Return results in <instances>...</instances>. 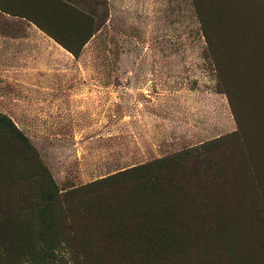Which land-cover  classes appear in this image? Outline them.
Here are the masks:
<instances>
[{
    "label": "rangeland",
    "instance_id": "1",
    "mask_svg": "<svg viewBox=\"0 0 264 264\" xmlns=\"http://www.w3.org/2000/svg\"><path fill=\"white\" fill-rule=\"evenodd\" d=\"M4 1L0 113L25 140L0 130V264H83L66 243L54 251L55 261L39 262L45 245L37 228L34 238L27 228L48 218L29 209L36 206L30 198L76 191L234 131L258 160L256 180L261 177L264 0H66L92 19H49L55 36L79 49L76 56L28 18L8 12ZM211 47L226 69L224 79ZM226 143L228 155L239 153L236 139ZM230 157L226 165L238 169L239 155ZM89 200L91 225L99 210L97 198ZM192 224L195 241L179 251L141 259L108 250L102 264H263L258 219L214 224L219 228ZM87 231L96 252L104 243L89 229L80 235Z\"/></svg>",
    "mask_w": 264,
    "mask_h": 264
},
{
    "label": "trees",
    "instance_id": "2",
    "mask_svg": "<svg viewBox=\"0 0 264 264\" xmlns=\"http://www.w3.org/2000/svg\"><path fill=\"white\" fill-rule=\"evenodd\" d=\"M4 4L8 12L28 18L75 56L78 54L79 49H74L55 36L52 26L55 19L70 18V15H75V19L89 21L91 17L88 14L66 0H8L4 1ZM247 10L249 9L243 10L245 18ZM262 11L264 13V4ZM205 32L207 33V30ZM91 35L92 32L85 35L81 46ZM210 42L208 39V43ZM211 49L218 74L224 79L228 75L226 69L223 63L218 61L214 49ZM226 94L239 124V115L229 93ZM262 108L264 111V104ZM263 116L264 113H260V120ZM0 130L15 133L25 140L11 120L2 113ZM230 138L239 143L238 132L234 131L111 174L85 184L76 191L30 198L35 200L36 206L29 209L48 218L43 224L27 228L31 238H34L33 232L38 229L40 240H43L45 245L46 249L38 252L39 262L46 259L55 261L54 251L58 250L61 243L72 246L74 256L83 259V264H102V256L107 254L108 250L114 254H124L123 257L141 256V259L179 251L185 247L181 246L182 244L189 243V240L195 241L192 235L193 219L196 222H205L209 228H219L220 224L214 225L216 223H228L229 225L220 227H231L236 225L237 221L247 219H258V222L264 223V172L257 178L260 184L258 188L255 176L257 169L254 168V165L258 166V160L253 158V153H246L240 143L239 153L228 155L225 147ZM237 154L238 169L231 164L226 165L229 156L231 161ZM92 192L96 193L94 197H90ZM89 198H97L99 210L97 223L91 225L88 214L93 200ZM58 204L62 205L63 209ZM53 206L55 209H52ZM77 217L88 221L80 225L75 223ZM52 218L60 221H52ZM87 229L95 235L93 239L104 243L96 252L91 249L93 241L90 232L87 231L88 236L80 235L82 230ZM52 233L56 238L49 236ZM196 234L198 235L197 232ZM155 262L154 259L153 263Z\"/></svg>",
    "mask_w": 264,
    "mask_h": 264
}]
</instances>
